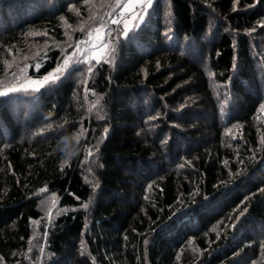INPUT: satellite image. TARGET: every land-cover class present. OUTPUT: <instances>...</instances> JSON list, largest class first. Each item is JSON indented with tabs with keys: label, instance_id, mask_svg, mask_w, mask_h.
Instances as JSON below:
<instances>
[{
	"label": "trees",
	"instance_id": "16d2710c",
	"mask_svg": "<svg viewBox=\"0 0 264 264\" xmlns=\"http://www.w3.org/2000/svg\"><path fill=\"white\" fill-rule=\"evenodd\" d=\"M125 1L0 0V91L71 57L0 96V264H264V0Z\"/></svg>",
	"mask_w": 264,
	"mask_h": 264
},
{
	"label": "rangeland",
	"instance_id": "374dc122",
	"mask_svg": "<svg viewBox=\"0 0 264 264\" xmlns=\"http://www.w3.org/2000/svg\"><path fill=\"white\" fill-rule=\"evenodd\" d=\"M128 3H131L132 7L125 8L124 5L128 4ZM148 8L146 9L145 13L147 12ZM121 11L123 13H125L126 15H129V19L124 25V28L126 30H130V28H132L134 26L136 21L141 20L139 18V16L133 17V15H132L133 12L139 13V11H140V5L138 3V0H127V1H125L122 5ZM113 21H114V19H113ZM105 30H106V28H100V29L95 30L90 35V38H89L87 44H85L83 46V52L86 51L88 53V57L92 61L97 62V59L99 61H101L106 54L107 43H105ZM102 45H103V47H102ZM93 57H95V58H93ZM39 80H42V79H37L35 81H39ZM30 81H34V80H30ZM25 84H27V82ZM33 87H36V86L35 85H29V88H33Z\"/></svg>",
	"mask_w": 264,
	"mask_h": 264
},
{
	"label": "snow or ice",
	"instance_id": "6c2138e0",
	"mask_svg": "<svg viewBox=\"0 0 264 264\" xmlns=\"http://www.w3.org/2000/svg\"><path fill=\"white\" fill-rule=\"evenodd\" d=\"M138 3L140 5V12L139 13L133 12L132 15H133V17L139 16V18L142 20L146 9L151 6L152 0H138ZM124 7L130 8V7H132V5H131V3H128V4H125ZM118 22L119 21H113V23H118ZM102 47H103V45H102ZM77 48H79V45H77ZM93 58H95V57H93ZM70 59H71V57L66 58L63 65L57 67V69L55 70V73H50L49 76L43 77L42 80L29 81V82H27V84L22 83L19 85V87L9 86L6 90L0 91V96L6 95V94H8V92H16V91H21V90L29 91L30 90L29 85H35L36 87L31 88V90L38 91L39 87L43 86V84L49 83V82H55V80L59 78V74L62 71H64L65 67L68 65ZM97 62H99L98 59H97ZM262 110H264V108H262ZM80 138H81V136L79 134L74 136V139H75L77 144L79 143ZM65 141L68 143L67 137L65 138ZM88 155L89 156L92 155L91 150H89ZM85 207H86V205H85Z\"/></svg>",
	"mask_w": 264,
	"mask_h": 264
},
{
	"label": "built area",
	"instance_id": "2783aa9c",
	"mask_svg": "<svg viewBox=\"0 0 264 264\" xmlns=\"http://www.w3.org/2000/svg\"><path fill=\"white\" fill-rule=\"evenodd\" d=\"M129 15H126L123 12H119L115 15L114 21H119L118 23H115L117 27H123L125 23L128 21Z\"/></svg>",
	"mask_w": 264,
	"mask_h": 264
},
{
	"label": "clouds",
	"instance_id": "9594fccd",
	"mask_svg": "<svg viewBox=\"0 0 264 264\" xmlns=\"http://www.w3.org/2000/svg\"><path fill=\"white\" fill-rule=\"evenodd\" d=\"M61 151H64V152H66L69 155L72 154L71 153V147L65 140L62 142Z\"/></svg>",
	"mask_w": 264,
	"mask_h": 264
}]
</instances>
